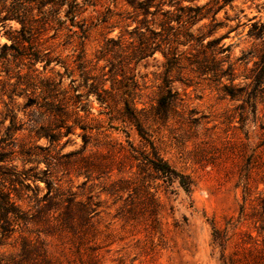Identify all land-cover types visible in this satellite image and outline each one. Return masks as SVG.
Returning a JSON list of instances; mask_svg holds the SVG:
<instances>
[{
  "label": "rangeland",
  "instance_id": "1",
  "mask_svg": "<svg viewBox=\"0 0 264 264\" xmlns=\"http://www.w3.org/2000/svg\"><path fill=\"white\" fill-rule=\"evenodd\" d=\"M0 264H264V0H0Z\"/></svg>",
  "mask_w": 264,
  "mask_h": 264
},
{
  "label": "trees",
  "instance_id": "2",
  "mask_svg": "<svg viewBox=\"0 0 264 264\" xmlns=\"http://www.w3.org/2000/svg\"><path fill=\"white\" fill-rule=\"evenodd\" d=\"M124 107H125V111H124V112H125L126 116H127V117L133 122V124L135 125L137 133H138L140 136L143 137V135H142V129H141V127H140V124H139V122H138V119H137L136 115L134 114V112H133L132 110L129 109V106H128L127 103H124ZM154 164H155V166L158 167L159 169H163V168H165V167L168 168V165H167L165 162L162 163V161H160V159L155 160V161H154ZM169 170H170V169H169Z\"/></svg>",
  "mask_w": 264,
  "mask_h": 264
}]
</instances>
